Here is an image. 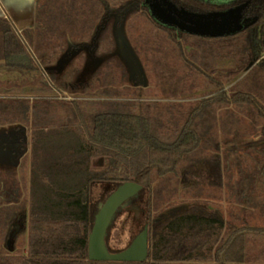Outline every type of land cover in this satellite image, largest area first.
<instances>
[{
    "label": "trees",
    "instance_id": "trees-1",
    "mask_svg": "<svg viewBox=\"0 0 264 264\" xmlns=\"http://www.w3.org/2000/svg\"><path fill=\"white\" fill-rule=\"evenodd\" d=\"M170 1L199 15L241 8L247 26L231 36L201 37L160 23L145 0H38L36 27L23 36L33 43L37 33L42 46L63 35L69 48H87L95 55L113 25L117 45L121 39L130 48L123 26L142 12L164 36L149 42L155 53L166 57L156 60L161 70L156 96L170 101L138 95L132 103L98 102L90 110L75 102L7 95L19 86L48 89L49 84L40 80L39 65L58 78L73 52L52 67L48 61L56 47L47 46L45 52L42 47L37 54L42 62L37 64L20 34L0 19V126L31 125L32 178L49 204L45 209L32 202L29 209L16 172L0 168V264H183L206 261L213 250L216 264H226L224 258L228 263L264 264V228L251 223L264 221V0ZM79 28L83 32H75ZM75 35L82 36L77 45ZM170 56H176V62ZM141 63L143 71L146 65ZM10 70L25 77L9 78ZM135 81L138 89H147L146 80L141 84L136 76ZM200 92L201 100L187 101ZM21 132L22 128L18 138L4 146L12 158L27 149ZM69 136L76 146L56 161L43 163L49 158L45 139L54 143ZM136 161H143L142 168L132 173L128 164ZM235 166L242 177L237 186L241 207L225 219L208 202L222 198L224 178L231 183ZM192 177H203L204 182L192 183ZM129 178L143 186L133 203L140 229H149L148 258L90 261L95 217ZM179 195L186 206L154 216ZM128 215L121 207L108 229L106 242L113 252L133 241L124 239L119 229Z\"/></svg>",
    "mask_w": 264,
    "mask_h": 264
},
{
    "label": "rangeland",
    "instance_id": "rangeland-1",
    "mask_svg": "<svg viewBox=\"0 0 264 264\" xmlns=\"http://www.w3.org/2000/svg\"><path fill=\"white\" fill-rule=\"evenodd\" d=\"M121 0H111L112 3L118 2ZM126 1V0H122ZM113 26V25H112ZM112 26L109 28L103 42L101 43L100 49L95 55L91 54L87 48L81 50H76L75 47L69 48L67 44V37L61 35L56 37L53 43L42 46L38 44V34L33 35L34 42H30L27 38L20 34L25 45L28 47L32 57L36 60V63L42 62V59L37 54L40 48H44V52L47 49V46L55 45L56 53H50L52 56L51 61L48 63L52 67L57 65L58 61L63 63V59L66 57V53L73 52L69 58V61L61 66V72H58V78H52L49 73H46L47 66L39 65L41 70L40 80L45 81L49 84L48 89H42L38 84L28 85L26 87L19 86L15 87L13 90L7 93L10 97H29L34 99L36 97H47L53 100H60L65 103L75 102L84 104L87 110L98 102L106 103H117V102H134L138 101V95L145 97L143 100H161V101H170V99H158L156 95H159V85L157 74L161 72L160 67L157 66L158 62L156 60L160 58H166L163 55L155 53L151 48L153 45L149 42L156 37L160 36L164 38L160 30L154 25L149 16L146 13L135 14L126 20L122 32L128 40L130 50H132V55L138 58L141 65L145 66V72H143L145 80L147 81V89H138L135 86L136 73L133 70V67L130 64L128 56L123 52L121 46L115 41V38L112 37ZM82 31V28L75 30V32ZM89 29H86V32ZM83 32V31H82ZM81 33V32H80ZM88 33H85L84 36H87ZM81 35H75L74 45H77L80 42H77ZM82 39V38H81ZM153 42V41H152ZM39 48V49H38ZM134 49V50H133ZM164 49V48H163ZM166 49V48H165ZM135 51V52H134ZM170 51V50H169ZM36 52V55L35 53ZM49 53V52H48ZM170 61L177 60L176 56H170ZM67 58V57H66ZM136 59V62L139 65V62ZM155 61V62H154ZM136 63V65H137ZM142 66V67H143ZM51 67V68H52ZM143 70V71H144ZM2 71L0 70V77ZM9 78L15 79L18 77H25V74L19 70H10ZM75 86L72 87V86ZM31 91H34L33 93ZM203 97V92L198 93V95L191 96L187 99L190 102H197ZM171 101H177V99H171ZM90 106V107H89ZM22 128L21 134H23L28 141V146L23 155L18 158H12L7 150L2 149V145L8 142L11 139H16L18 137L19 129ZM33 129L31 125L21 126V125H4L0 126V168L4 170L15 171L17 177L19 178L20 186L22 188L23 197L28 202V208L32 206V202L35 203L36 207L41 208L42 206L45 209L49 208V204L44 201L47 198L46 193L43 192V189L37 188V184L33 181V170L32 165V154H33ZM45 145L46 155H49L48 160H43L44 162L56 161L63 154L65 155L68 151V147L72 149L76 146V140L72 136L58 139L56 142H51L50 140L45 139L43 142ZM64 149H60L61 146H64ZM4 148V147H3ZM24 157H26L24 159ZM143 162V161H142ZM141 161L131 162L128 167L132 173L136 172L137 169L142 168ZM242 164L245 167H248L249 162L245 159L242 160ZM234 177L230 179L225 176L224 178V187L222 190V198L220 200H211L208 203L213 205V208L220 212L225 219H229L230 211L235 208L241 207V202L238 201V183L241 180L239 170L234 168ZM192 177L191 182L196 183L198 181H203V177ZM125 182H134L130 180ZM230 183V184H229ZM205 184V183H204ZM203 185V184H201ZM233 185V186H230ZM39 189L38 192H36ZM200 189V188H199ZM35 193V194H34ZM46 197V198H45ZM44 198V199H43ZM193 200V199H192ZM49 203V202H48ZM187 203L184 201L180 195L178 199H173L170 205L165 206L160 211L154 214L158 216L163 213L172 211V209L180 208L186 206ZM42 207V208H43ZM28 209V210H29ZM139 210H131L129 215L120 221L119 229L124 239L126 238H135L140 229L139 223ZM253 226L263 227V220H253ZM239 226L242 223L238 224ZM25 251V250H24ZM211 257L203 262H189L183 264H216L214 258V250L211 252ZM226 259V260H225ZM226 264H238L237 262L228 263L227 258H224Z\"/></svg>",
    "mask_w": 264,
    "mask_h": 264
},
{
    "label": "water",
    "instance_id": "water-1",
    "mask_svg": "<svg viewBox=\"0 0 264 264\" xmlns=\"http://www.w3.org/2000/svg\"><path fill=\"white\" fill-rule=\"evenodd\" d=\"M152 16L160 23L178 30L201 37L219 38L242 32L247 24L242 20V9L237 8L224 13L199 15L177 8L170 0H145ZM119 44L128 56L136 76L141 84L145 78L130 48ZM137 63V65H136ZM143 186L136 182H126L110 194L100 207L89 235V260L101 262H145L149 254L148 227L133 239L124 250L113 252L108 248L106 236L118 210L130 199L138 196Z\"/></svg>",
    "mask_w": 264,
    "mask_h": 264
},
{
    "label": "crops",
    "instance_id": "crops-1",
    "mask_svg": "<svg viewBox=\"0 0 264 264\" xmlns=\"http://www.w3.org/2000/svg\"><path fill=\"white\" fill-rule=\"evenodd\" d=\"M38 8V0H0V19H6L18 34H23L36 27Z\"/></svg>",
    "mask_w": 264,
    "mask_h": 264
},
{
    "label": "flooded vegetation",
    "instance_id": "flooded-vegetation-1",
    "mask_svg": "<svg viewBox=\"0 0 264 264\" xmlns=\"http://www.w3.org/2000/svg\"><path fill=\"white\" fill-rule=\"evenodd\" d=\"M17 138H18V137H17ZM17 138H16V139H17ZM16 139H11V140H16ZM9 141H10V140H9ZM9 141H8V142H9ZM8 142L4 143V144L1 146L3 150H5L3 147H4ZM125 204H126V205H125L124 207L126 208V210H128L129 213H130V211H131L132 209H133V210H135V209L138 210V208H137V207L134 205V203H133V198L130 199V200H129L127 203H125ZM185 208H186V207H185ZM181 210H183V208H182ZM214 210H215V209H214ZM179 211H180V210H179ZM215 211H216V210H215ZM216 212H218V211H216ZM218 213H220V212H218ZM171 215H172V214H171ZM139 223H140V221H139ZM145 227H148V226H145ZM145 227H144V228H145ZM144 228H143V229H144ZM143 229L139 232V234L143 231ZM148 233H149V229H148ZM139 234H138V235H139ZM138 235H137V236H138ZM137 236H136V237H137ZM133 239H134V238H133ZM130 244H131V243H130ZM130 244H129V245H130ZM129 245H128V246H129ZM128 246H127V247H128ZM127 247H126V248H127ZM126 248H125V249H126ZM123 250H124V249H123Z\"/></svg>",
    "mask_w": 264,
    "mask_h": 264
}]
</instances>
